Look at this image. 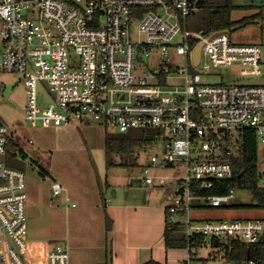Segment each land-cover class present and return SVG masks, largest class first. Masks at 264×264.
<instances>
[{"label": "built area", "instance_id": "2783aa9c", "mask_svg": "<svg viewBox=\"0 0 264 264\" xmlns=\"http://www.w3.org/2000/svg\"><path fill=\"white\" fill-rule=\"evenodd\" d=\"M198 2L0 0V71L22 74L32 126L99 122L106 130L156 132L152 145L159 153L143 166L141 176L147 187H174L167 222L169 228L178 223L185 233L186 264H196L194 246L207 243L224 250L223 264H264V216L193 215L194 208L220 207L235 194L236 188L200 195L197 187L211 188L214 179L233 176L228 158L243 155L246 128L256 131L264 151V83L238 80L264 73V45L236 42L231 27L211 33L189 29ZM199 44L196 65L193 52ZM154 49L160 63L147 70L145 58ZM171 52L182 55L185 64L174 63ZM221 69L228 80L205 82V76ZM174 78L182 83H169ZM12 133L0 122V264H33L27 173L7 161ZM154 166H184L185 175H155ZM52 189L58 195L66 187L54 181ZM42 255L43 264H69V250L62 244Z\"/></svg>", "mask_w": 264, "mask_h": 264}, {"label": "crops", "instance_id": "0c3cea01", "mask_svg": "<svg viewBox=\"0 0 264 264\" xmlns=\"http://www.w3.org/2000/svg\"><path fill=\"white\" fill-rule=\"evenodd\" d=\"M231 35L236 42L264 45V19L232 26ZM90 125L31 126L21 142L29 164L22 162L33 264H43L42 253L57 244L68 248L69 264H186V247L165 242L174 187L165 186L168 192L120 179L116 166H107L106 129ZM54 181L65 192L54 195Z\"/></svg>", "mask_w": 264, "mask_h": 264}, {"label": "rangeland", "instance_id": "374dc122", "mask_svg": "<svg viewBox=\"0 0 264 264\" xmlns=\"http://www.w3.org/2000/svg\"><path fill=\"white\" fill-rule=\"evenodd\" d=\"M236 4L253 3V1L247 2L246 0H234ZM257 9H237L233 12V18L237 19L241 16L255 12ZM203 12L197 10L196 13H192L189 17L188 28L199 29L198 24L201 22ZM251 29V28H247ZM137 29L134 31L136 32ZM134 38L137 37L135 33ZM1 43V36H0ZM264 51V48H263ZM170 59L174 63L184 65L185 59L182 55H177L174 52L170 53ZM145 62L148 66H145L147 70L156 68L160 63V52L158 49H154L152 53L145 58ZM264 62V59H263ZM264 67V66H263ZM226 69H221L220 74L208 75L204 77L205 82L219 83L228 80ZM231 77H234L231 74ZM243 82L252 83H264V73L257 76H243L238 79ZM171 84L182 83L181 78H174L169 80ZM27 87L25 85L22 74L11 73L6 71H0V122L4 123L8 129L13 131V139L20 146L23 142H27L29 139V128L32 126L27 120ZM95 125L102 126L99 122H94L90 126L96 127ZM97 126V127H98ZM111 130V129H109ZM107 131V130H105ZM113 131V130H111ZM156 132H153V134ZM23 145V144H22ZM15 145L11 142L8 143V150L16 151ZM21 147V146H20ZM18 152V151H17ZM154 153H159L156 145L144 146L142 148H136L132 150L126 156L125 166H116L114 170L122 180H130L135 184L143 183L141 177L142 168L144 165L150 164V158ZM20 155V154H19ZM17 153V160L19 159ZM104 156V155H103ZM119 159V157H118ZM24 164L29 165L28 161H22ZM137 162V165L134 164ZM258 168L261 172H264V151L259 150ZM105 166V171H106ZM151 173L155 175H166L167 177L182 176L185 175L184 166L175 167H151ZM168 180L167 182H170ZM262 185L264 186V178L262 179ZM162 191H168L164 187H158ZM173 195V194H171ZM171 201V200H170ZM197 201V200H195ZM173 202V200H172ZM201 202H205L204 199ZM256 202L252 193L244 189H237L235 194L232 196L229 202L224 203L220 207H205L194 211L198 217L211 218V219H231V218H257L264 216V210L258 208H234L230 207L231 204H254ZM181 249V248H179ZM195 255L196 264H223L225 259L224 250L210 246L208 243L203 245H196L193 248Z\"/></svg>", "mask_w": 264, "mask_h": 264}, {"label": "trees", "instance_id": "16d2710c", "mask_svg": "<svg viewBox=\"0 0 264 264\" xmlns=\"http://www.w3.org/2000/svg\"><path fill=\"white\" fill-rule=\"evenodd\" d=\"M199 7L193 10H202L203 15L201 22L198 24L199 29L205 33L229 29L232 26L255 20L264 19V5L256 3L236 4L234 0H199ZM258 11L252 14L244 15L238 19L233 18V12L237 9H252ZM153 131L150 129L134 128L126 132L111 131L107 129L105 136V153L107 166H125L126 156L136 148L151 146L153 144ZM9 142L17 145L12 135ZM18 151V152H17ZM17 153L19 159L17 160ZM27 154L20 146L16 151L7 152V161L10 165L24 169L22 161L27 158ZM119 157V159H118ZM234 169V174L230 178H216L211 188L197 187L200 195L210 194H227L231 189H244L252 193L256 202L254 204H231L234 208H258L264 210V186L262 185V173L258 168L259 159V138L256 131L252 128H246L244 135V152L241 156H230L228 158ZM137 165V162H134ZM196 186V185H195ZM209 207V206H208ZM108 227L110 220H108ZM217 241V240H216ZM165 242L167 247H185L187 238L182 227L176 223L169 228V223L165 229ZM102 264H110L105 262Z\"/></svg>", "mask_w": 264, "mask_h": 264}, {"label": "water", "instance_id": "95a60500", "mask_svg": "<svg viewBox=\"0 0 264 264\" xmlns=\"http://www.w3.org/2000/svg\"><path fill=\"white\" fill-rule=\"evenodd\" d=\"M246 1L247 2L255 1L256 3H259V4L264 2V0H246ZM193 57H194V63L198 65L200 62V58H201V44L197 45V47L194 49ZM40 89L42 90L46 98L49 97V93L43 85H40ZM2 158L5 159V155H2ZM261 238L264 239V233L262 234Z\"/></svg>", "mask_w": 264, "mask_h": 264}]
</instances>
